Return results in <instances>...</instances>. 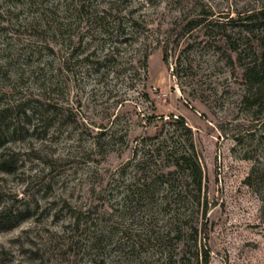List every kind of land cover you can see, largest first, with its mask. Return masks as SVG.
I'll use <instances>...</instances> for the list:
<instances>
[{"label":"rangeland","instance_id":"1","mask_svg":"<svg viewBox=\"0 0 264 264\" xmlns=\"http://www.w3.org/2000/svg\"><path fill=\"white\" fill-rule=\"evenodd\" d=\"M261 8L264 0H0V212L10 218L0 264H264V83L243 75L264 27L160 36L203 9L226 22ZM130 11L144 31L116 61L89 64L118 46L116 21L128 23ZM145 53L148 74L134 80L121 63L133 54L140 66ZM165 141L194 144L200 198Z\"/></svg>","mask_w":264,"mask_h":264},{"label":"trees","instance_id":"2","mask_svg":"<svg viewBox=\"0 0 264 264\" xmlns=\"http://www.w3.org/2000/svg\"><path fill=\"white\" fill-rule=\"evenodd\" d=\"M134 11L129 12V20L128 23L124 24L123 22H120V19L116 21V32L117 36H120L118 38V46L113 49V52L108 53L102 58L104 60V63H102L101 59L98 60H90L89 57H87L86 61L94 65L96 67L98 66H104L108 63H111L113 61H116L119 56L121 55V52H125V47L130 45L131 42H133L131 36H135L136 33L139 35L141 34V31H144L145 23L143 21H140L138 18H133ZM214 15L212 13H207L206 11L203 12L195 17H187L185 19H182V21L176 24H173L171 27L166 29L160 36H194V33L202 34L203 36H210V32L218 29V33L215 36H250L251 33L254 32V30H259L262 27H264V8H261L258 11L251 12V13H245V14H238L237 16L229 17V19L226 22H220V20L216 21L214 18H212ZM102 20H104V16L100 17ZM110 24V23H109ZM161 31V30H159ZM164 48V60L167 61L169 59V45L170 40L169 38H166ZM159 41V40H158ZM160 43V42H159ZM120 45L122 48H120ZM233 51H236L241 55L243 53H246V48H241V45L238 43L234 47H232ZM140 53V52H139ZM128 58V57H127ZM126 58V59H127ZM148 58L149 54L145 53L142 55V59H140L138 62L140 63V66H136L135 56L131 54V57L126 61V59L121 63V65H129L123 68V72H129L133 71V78L134 80L138 78H142V74L144 76H147V67H148ZM245 82L249 85L256 86V85H262L264 83V45L261 54L257 57V59L254 62H250L247 65L244 66V72H243ZM133 80V79H132ZM8 109L0 110V116L2 113L7 112ZM177 120L181 123V126L184 127L186 130H188L185 120L181 117H178ZM166 145H163L162 151H166V153L170 150V153H172V156L175 158V162H173V166L180 169H185L187 171L186 178L190 180L191 185L194 186L195 191L198 194V198H200V195L203 190V170L199 163L198 157L196 156L195 146L191 143L190 147L188 145H184L183 148H175L173 150V146H169L168 141H165ZM182 146V145H181ZM1 147V145H0ZM170 148V149H169ZM161 151V153H163ZM169 153V152H168ZM2 165L5 164L3 160L0 161ZM168 174H171L169 172ZM162 177H165L166 175H161ZM175 180L167 179L165 182L161 183V185H165L166 188V194H169L171 192L172 188L175 186ZM10 223V218L7 216L5 212H0V227H5Z\"/></svg>","mask_w":264,"mask_h":264}]
</instances>
